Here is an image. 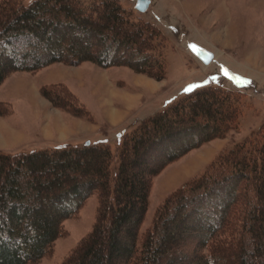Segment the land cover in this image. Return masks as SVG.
Masks as SVG:
<instances>
[{"label": "trees", "instance_id": "16d2710c", "mask_svg": "<svg viewBox=\"0 0 264 264\" xmlns=\"http://www.w3.org/2000/svg\"><path fill=\"white\" fill-rule=\"evenodd\" d=\"M167 42L120 0H6L0 5V85L14 72L87 61L165 80ZM63 89L45 86L43 93L88 118ZM244 97L208 85L144 120L114 147L0 153V264H41L64 236V222L92 195L99 201L96 225L62 264H104V245L123 255L121 264H256L264 258V126L173 192L139 238L150 178L238 130ZM138 162L150 170L136 179Z\"/></svg>", "mask_w": 264, "mask_h": 264}, {"label": "rangeland", "instance_id": "374dc122", "mask_svg": "<svg viewBox=\"0 0 264 264\" xmlns=\"http://www.w3.org/2000/svg\"><path fill=\"white\" fill-rule=\"evenodd\" d=\"M120 1L135 18L152 23L167 37L166 79L157 80L123 66L103 68L91 61L14 72L0 85V153L17 155L85 146L87 142L114 147L122 136L190 90L212 85L242 92L244 109L238 130L191 150L150 178L148 207L139 230L142 239L173 192L200 175L224 150L264 126V0H151L144 14L135 8L137 0ZM197 47L214 53L211 65L197 59ZM55 85L64 87L63 92L83 106L89 117L52 102L43 88ZM145 163L132 167L133 177H146L150 164ZM98 208V198L92 195L75 217L64 222V236L55 241L41 264L64 263L90 236ZM181 231L187 233V229ZM119 240L127 247V242ZM261 240L264 243V232ZM108 246L102 248L104 264H121L123 255ZM260 258H255L256 264H264Z\"/></svg>", "mask_w": 264, "mask_h": 264}, {"label": "water", "instance_id": "95a60500", "mask_svg": "<svg viewBox=\"0 0 264 264\" xmlns=\"http://www.w3.org/2000/svg\"><path fill=\"white\" fill-rule=\"evenodd\" d=\"M150 4H151V0H137L136 10L139 11L140 13H145L148 10ZM195 55L205 66L210 65L215 58L213 52L203 47H197L195 49ZM89 144L90 143L87 142V145Z\"/></svg>", "mask_w": 264, "mask_h": 264}, {"label": "snow or ice", "instance_id": "6c2138e0", "mask_svg": "<svg viewBox=\"0 0 264 264\" xmlns=\"http://www.w3.org/2000/svg\"><path fill=\"white\" fill-rule=\"evenodd\" d=\"M225 74L227 75V71H225ZM241 82H243V83H249V81H246V80H241Z\"/></svg>", "mask_w": 264, "mask_h": 264}, {"label": "crops", "instance_id": "0c3cea01", "mask_svg": "<svg viewBox=\"0 0 264 264\" xmlns=\"http://www.w3.org/2000/svg\"><path fill=\"white\" fill-rule=\"evenodd\" d=\"M155 114V113H154Z\"/></svg>", "mask_w": 264, "mask_h": 264}]
</instances>
